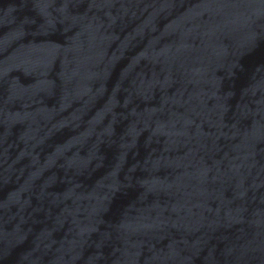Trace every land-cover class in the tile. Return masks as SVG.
<instances>
[{"label":"water","instance_id":"obj_1","mask_svg":"<svg viewBox=\"0 0 264 264\" xmlns=\"http://www.w3.org/2000/svg\"><path fill=\"white\" fill-rule=\"evenodd\" d=\"M20 0H0V23Z\"/></svg>","mask_w":264,"mask_h":264}]
</instances>
